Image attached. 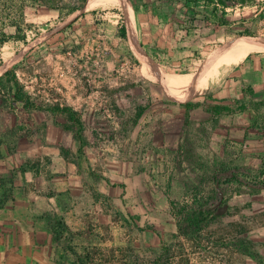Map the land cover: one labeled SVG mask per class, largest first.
<instances>
[{
	"label": "rangeland",
	"instance_id": "rangeland-1",
	"mask_svg": "<svg viewBox=\"0 0 264 264\" xmlns=\"http://www.w3.org/2000/svg\"><path fill=\"white\" fill-rule=\"evenodd\" d=\"M34 1L27 0L21 24L26 42L0 49V76L14 69L33 100L73 108L84 132L80 142L63 137V117L48 112L12 123L17 137L7 143L17 139L16 167L12 183L9 174L0 182V197L13 190V207L50 210L32 217L31 246L0 264H154L164 245L167 264H264V189L236 194V183H225L231 174L243 188L262 179L264 106L216 122L199 108L185 127L179 105L190 88L197 92L191 103L242 98L243 87L257 103L264 100V0ZM156 4L162 13L144 7ZM70 8L78 10L67 16ZM124 10L127 21L133 15L140 57L118 36ZM242 40L263 45L247 51L253 41L241 48ZM229 56L236 57L233 67L204 86L171 85L174 77L211 76ZM200 127L205 133L195 137ZM192 139L195 158L188 162L182 146ZM55 144L57 166L45 148ZM50 175L62 177L57 198L45 184ZM213 176L224 207L199 237H172L175 208L209 195Z\"/></svg>",
	"mask_w": 264,
	"mask_h": 264
},
{
	"label": "trees",
	"instance_id": "trees-1",
	"mask_svg": "<svg viewBox=\"0 0 264 264\" xmlns=\"http://www.w3.org/2000/svg\"><path fill=\"white\" fill-rule=\"evenodd\" d=\"M188 1H192L194 3L197 2V0ZM214 1L222 3L221 0H203L205 4H212ZM26 2L27 0H0V49L9 42H26V34L24 33L21 25L25 11L29 10V5L26 4ZM34 3L36 2L34 1ZM144 7L149 10H154V13L156 14L162 13L163 9V7L159 4H156L155 7L152 8L146 7V5ZM77 10V8L68 9L67 16L72 15ZM124 14L126 17L125 12ZM224 23H226V20L222 19L221 25H224ZM126 29L127 20L126 27L124 24H120L118 27V36L122 40H126ZM188 30H195V27L189 28ZM244 39L254 38L244 37ZM251 41L253 40L240 41L239 43L241 48H244L245 45ZM241 92L243 96L240 99L235 98L224 101L211 96H205L197 103L188 102L193 96H195V94L191 92L182 94L180 101L184 103H179V105L185 109L184 126H190L189 115L191 112L199 108L205 115L209 116L216 122V118L220 116H231L245 112L248 109L258 110L260 106H264V100H261L260 102L258 101V103H260L258 104L257 100L252 97L253 90L250 87H243ZM257 104L259 106H257ZM33 112H48L52 115H59L63 117L64 123L61 126L63 137L68 134H72L75 140L79 142L81 141V137L84 132V124L79 113L69 106H61L58 103L54 105H45L41 102L33 100L31 95L26 91L25 87L20 83L15 70L9 69L0 76V159L3 157L2 148L4 146L9 154H13L15 151L17 139L12 143V146L7 143L8 139L17 137L13 134L15 132L12 130V128H16L17 126L12 127V123H20L19 120L22 118H24L27 123H30V115ZM141 114L142 112L139 111L134 121L139 119ZM213 126L216 127L215 125ZM198 130L199 133L195 134V137H199V134L205 133L204 127H200ZM182 147L185 152V161L190 162L193 158H195V140L192 139L190 142L185 140V145ZM68 151V147H65L63 144V146H61V152L63 155H66ZM260 175H262L261 180H258L259 176H255L251 183L248 182L245 184L244 188L243 184L236 179L234 174H231V178L226 179L227 182L225 183L232 185L236 183L237 187L234 190L236 194L248 191L250 195H256L264 189V170L261 171ZM9 177L10 183H12L11 173H9ZM2 179L3 177L0 176V182H2ZM212 179L213 190L209 195L201 200L194 198L192 204H183L175 208L176 210L173 214L175 219V233L172 237H199V235L210 226L214 217L212 214L215 215L214 213L224 207L227 199L223 200L222 198H217L219 195L218 186L220 184L219 181L216 180L215 176H213ZM3 197V200H0V208L4 206V201H6L5 198H11L12 194L8 191V194ZM210 206H213V209H210ZM145 229L158 233L154 226H145ZM168 261L169 246L164 245L161 249V253L154 261V264H167Z\"/></svg>",
	"mask_w": 264,
	"mask_h": 264
},
{
	"label": "crops",
	"instance_id": "crops-1",
	"mask_svg": "<svg viewBox=\"0 0 264 264\" xmlns=\"http://www.w3.org/2000/svg\"><path fill=\"white\" fill-rule=\"evenodd\" d=\"M124 11H125V13H127L126 10H124ZM126 20H127V17H126ZM127 32H128V21H127ZM127 37H128V33H127ZM235 59H236V57H233V58H231L230 56L226 57V62L224 64H226V65L228 64V67H229L227 69L228 71L235 64V61H234ZM168 84H170V83H168ZM171 85L177 87L178 89H184L185 90V88H183V87L179 88L178 86H176L174 84H171ZM201 86H204V85L203 84H201L200 86L198 85V87H201ZM189 87H191V86H189ZM190 89H191L190 92L197 94V92H195V88H190ZM181 95H180V100L182 97ZM234 98L240 99V95H237ZM248 110H250V109H248ZM248 110H246V111H248ZM182 112L185 113V109H183ZM242 113H244V112H242ZM242 113H239V114H242ZM45 148L47 150L51 151V152H49L48 155L52 159L55 166H57L58 164H60L62 162L60 149L57 146V144L51 145V147H45ZM13 154H9L7 152V150H5V147L2 148L3 157L0 159V176L1 177L8 175L11 172V170L14 167H16L15 164L13 163V158H12L14 156ZM21 167H23V166H21ZM61 179H62V177L50 175L49 179H47V181L45 182V184H47V187L49 186V188L51 190H55V197L56 198L59 195H61V193L63 191L61 188L62 187ZM1 189L2 188L0 186V192H1ZM11 194H12V197L11 198L6 197L5 198L6 201H4L5 202L4 206L2 208H0V262L7 261V259H8L7 257L9 255H11V253H13V251L14 252L15 251L20 252V250L24 249V247L27 248V247L31 246V236L34 235L33 234L34 228H33L32 217L34 215L46 213L50 210V207L49 208H43V209L37 210V211L27 210V209H24L22 207H13L12 204L14 203V195H15L13 190H12ZM45 197L47 198L46 199L47 201H50V199L52 198V196H47V195ZM3 198H4L3 196L0 197V200H3ZM26 229L28 230V232L26 231ZM17 232H19L18 235H17Z\"/></svg>",
	"mask_w": 264,
	"mask_h": 264
},
{
	"label": "bare ground",
	"instance_id": "bare-ground-1",
	"mask_svg": "<svg viewBox=\"0 0 264 264\" xmlns=\"http://www.w3.org/2000/svg\"><path fill=\"white\" fill-rule=\"evenodd\" d=\"M105 2H109V3L113 2V3H116V4H121L122 0H90L89 4L98 5L99 3H105ZM127 33H128V42L130 44V47L134 50L136 55L140 57L141 55H140V53L138 52V50L136 48V44H135V40H134V18H133L132 14L129 15V17H128V32ZM261 45H263V44H261ZM261 45H259V41L258 42L257 41H253V42L249 43L246 46V50L247 51L258 50L260 47H262ZM228 68H229L228 65H225V66L222 65V66L217 67L216 69H214V71L211 74V76H208V77L207 76H202V77H199V78H196V79H193V80H187L188 77H187V79L182 78V77H174V78H171L170 82L173 83L174 85L178 86V87L180 86V87L185 88V87L192 86L194 84H200V83H203V82H207L210 79H212L213 77L216 78L218 76H221L227 71Z\"/></svg>",
	"mask_w": 264,
	"mask_h": 264
}]
</instances>
